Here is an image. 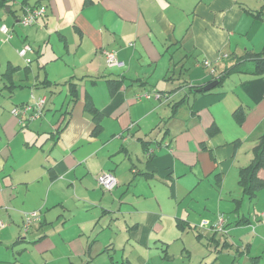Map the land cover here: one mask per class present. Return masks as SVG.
<instances>
[{
    "label": "crops",
    "instance_id": "crops-1",
    "mask_svg": "<svg viewBox=\"0 0 264 264\" xmlns=\"http://www.w3.org/2000/svg\"><path fill=\"white\" fill-rule=\"evenodd\" d=\"M23 4L46 14L24 27ZM263 5L0 0L11 33L0 31V88L11 99L0 100V264H32L34 253L44 264H264V165L240 183L264 136V73H228L243 60L251 70L264 48ZM111 52L119 67L106 64ZM40 97L44 115H11ZM102 173L116 180L111 194ZM71 192L100 211L70 216ZM31 212L40 219L23 233ZM199 227L193 256L186 236Z\"/></svg>",
    "mask_w": 264,
    "mask_h": 264
},
{
    "label": "built area",
    "instance_id": "built-area-1",
    "mask_svg": "<svg viewBox=\"0 0 264 264\" xmlns=\"http://www.w3.org/2000/svg\"><path fill=\"white\" fill-rule=\"evenodd\" d=\"M46 14V7L45 5H40L37 7H29L26 6L23 8L21 16L18 20V23L24 27L27 26H32L36 23V21L39 18L44 17ZM0 31L3 35L7 37V39L11 38V33H8V30L5 25H2L0 28ZM32 52V48L29 44H24L23 47L18 51V56L22 58L27 65L30 64L31 60L27 59V54ZM106 64L108 67H119L121 64L118 62L116 59V54L114 53H107L106 54ZM203 65L206 67L210 66V63L208 61H204ZM147 97V96H145ZM156 98H159L160 95L156 94ZM46 104V99L45 97H40L37 99V101L34 103V105H23L19 107H15L11 110V115L14 117H17L18 119L25 117L26 119H36L40 117L43 114L44 108ZM20 117V118H19ZM97 184L102 187L106 191H111L115 185H116V180L114 176L110 173H102L98 178H97ZM40 216L35 213H27L23 215V223H22V232L27 233L30 230L31 225L35 221H39ZM258 221L262 224H264V212L261 213L257 217ZM223 218L220 217V224L222 225ZM0 227H3V224L0 222Z\"/></svg>",
    "mask_w": 264,
    "mask_h": 264
},
{
    "label": "rangeland",
    "instance_id": "rangeland-1",
    "mask_svg": "<svg viewBox=\"0 0 264 264\" xmlns=\"http://www.w3.org/2000/svg\"><path fill=\"white\" fill-rule=\"evenodd\" d=\"M263 8H264V5H263ZM22 59V58H21ZM21 64H22V61H21ZM25 65V64H24ZM1 89V88H0ZM7 89L6 88H3V89H1V91H0V100H4V101H6V102H8V106H10L11 105V99H9L8 97H7ZM45 93V92H44ZM45 95L47 96V98H48V101L49 100H51L50 98H51V96H50V94H48L47 92L45 93ZM59 94H54V96H53V98H56L57 96H58ZM60 96V95H59ZM62 96V95H61ZM60 96V97H61ZM44 115V114H43ZM42 118H43V116H42ZM41 118V119H42ZM43 120V119H42ZM42 120H40V121H42ZM39 121V122H40ZM38 122V123H39ZM40 127L42 126V125H40V123L38 124ZM42 130H44V128L42 127ZM51 131H48V133H50ZM47 133V134H48ZM44 138V137H43ZM43 140V139H42ZM41 140V141H42ZM40 141V142H41ZM40 142L38 143V144H40ZM66 190H71V188H67ZM105 193H107V194H111L112 192H109V191H107V192H105ZM69 194V198H70V200H67V201H65L64 202V207L65 208H67V210H69V214H70V216H73L74 218H79V217H81V216H88V218H90V217H94L95 216V214H96V212L98 213V211H100V210H97V209H95V208H93V206H89V204H87V207L86 208H84V205H83V203H80V201H77V200H71L72 199V192L71 193H68ZM86 202V201H85ZM52 206V205H51ZM110 206H112V208H114V209H117L118 208V204L117 203H114V204H112V205H110ZM89 207H91V209H89ZM123 207H125V206H123ZM51 208V207H50ZM56 208H58V210L56 211V212H58L60 209H61V207H56ZM85 209H88V210H85ZM123 210H124V208L123 209H121V212L123 213ZM42 211H47V209L45 208L44 210H42ZM94 211H96V212H94ZM39 212V215L41 216L43 213L41 212V211H38ZM127 215V217H126V220L127 221H129V213H126L125 214V216ZM4 224H6L5 223V221H2ZM86 226L87 225H85V226H83L82 227V230L83 231H85L86 230ZM200 226V225H199ZM6 228H7V226H5V229L3 228V227H0V237H4L5 236V234L7 233V230H6ZM203 230H202V228H198L197 229V231H192V230H190L189 231V233H188V236H186V243L188 244V247H190V251H191V254L193 255V256H196L198 253H199V250H200V247H201V244L203 245V243H204V240L203 239H201V241L200 242H198L197 241V237H196V234H197V232H202ZM220 232H218V234H219ZM221 234V233H220ZM187 235V234H186ZM176 236H178V234H177V232L173 235V238L171 237V240H173ZM218 237H221L220 235H218ZM170 240V241H171ZM201 243V244H200ZM5 249V248H4ZM5 251V250H4ZM16 251H14L13 253H15ZM195 252L197 253V254H195ZM10 254H12V253H10ZM119 254H120V252H117V256H119ZM16 258H18V262L19 263H22V259H21V257H19V256H16ZM13 259H15V256L13 255V257L10 259V261H12ZM179 259H180V257H177V261H178V263H179ZM30 262H32V264H44L45 262H46V259H45V257L44 258H42V259H40V258H37L36 257V255H35V253H34V255H31V260H30Z\"/></svg>",
    "mask_w": 264,
    "mask_h": 264
},
{
    "label": "trees",
    "instance_id": "trees-1",
    "mask_svg": "<svg viewBox=\"0 0 264 264\" xmlns=\"http://www.w3.org/2000/svg\"><path fill=\"white\" fill-rule=\"evenodd\" d=\"M3 2V1H1ZM29 6V5H22L20 10L22 11L24 7ZM29 7H37L36 5L34 6H29ZM245 61L243 60L241 62H238L235 66H233L228 73H242V74H249L251 76H257V75H261L264 73V48L262 49V51L259 54H256L253 58H251L248 61L252 62V68L251 70L248 71V68L245 65ZM9 71V70H8ZM200 89L202 87H199ZM203 92V91H200ZM159 94V93H156ZM90 114L92 115V120L93 123L95 125V131L99 130V123H100V118H101V114L98 113V111H96L95 109H89ZM237 114V113H236ZM238 115L241 116L240 113H238ZM264 165V136L262 137L261 143L258 145V149L257 152L255 154L254 159L251 162V165H249L248 167H246L245 169H243L241 171V179H240V183H242V186L244 187L245 183L244 180L246 179V176H254L255 172L259 169V167ZM262 185L259 186H255V187H251L248 189H246V191H248L249 194H253L254 189L260 188Z\"/></svg>",
    "mask_w": 264,
    "mask_h": 264
},
{
    "label": "water",
    "instance_id": "water-1",
    "mask_svg": "<svg viewBox=\"0 0 264 264\" xmlns=\"http://www.w3.org/2000/svg\"><path fill=\"white\" fill-rule=\"evenodd\" d=\"M217 85V81H213L209 84H207L206 86L202 87L201 89H199V91H208L211 90L213 87H215Z\"/></svg>",
    "mask_w": 264,
    "mask_h": 264
}]
</instances>
